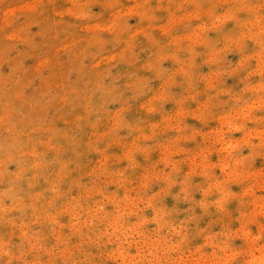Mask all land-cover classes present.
Returning a JSON list of instances; mask_svg holds the SVG:
<instances>
[{"label":"rangeland","instance_id":"374dc122","mask_svg":"<svg viewBox=\"0 0 264 264\" xmlns=\"http://www.w3.org/2000/svg\"><path fill=\"white\" fill-rule=\"evenodd\" d=\"M0 264H264V0H0Z\"/></svg>","mask_w":264,"mask_h":264}]
</instances>
